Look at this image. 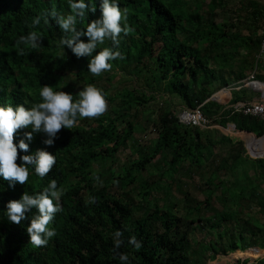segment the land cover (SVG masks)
Returning <instances> with one entry per match:
<instances>
[{
	"label": "trees",
	"instance_id": "obj_1",
	"mask_svg": "<svg viewBox=\"0 0 264 264\" xmlns=\"http://www.w3.org/2000/svg\"><path fill=\"white\" fill-rule=\"evenodd\" d=\"M119 5L127 10L132 31L121 34L122 58L94 77L87 71L89 58L58 46L64 33L51 18L44 23L43 14L53 7L61 15L70 13L68 0H0V105L31 107L40 101L44 84L74 96L92 84L107 101L101 116L61 128L52 146L43 144L46 134H33L29 153L44 149L56 156L44 178L30 172L24 185L12 188L0 179V264H120V253H127L131 264H200L250 248L264 255V158L248 157L242 141L217 129L183 125L169 101L154 120L143 116L153 139H134L149 129L140 121L146 106L155 95H166L178 99L182 109L201 106L210 125L231 124L252 134L247 147L253 156H264V118L230 108L255 95L244 81L254 69L264 6L259 0H119ZM243 9L246 19L238 20ZM99 15L97 7L77 27ZM37 16L40 23L33 25ZM29 31L41 35L40 47L17 44ZM106 46L115 48L106 40L97 51ZM141 73L152 84L149 92L113 86L118 77L134 80ZM238 86L226 105L210 100L223 88ZM24 131L30 129L14 133V143ZM255 137H263V143ZM128 145L130 158L115 167L116 155ZM20 154L18 149L17 163ZM191 176L202 181L200 199L181 183ZM49 179L63 189L61 211L50 223L56 234L34 247L26 228L35 209L17 224L7 219L5 204L24 192H39ZM173 192L184 201L181 214L173 212ZM116 230L123 233L119 249L113 246ZM197 233L201 238L194 242ZM131 236L140 241L139 250L128 244ZM249 264H264V256Z\"/></svg>",
	"mask_w": 264,
	"mask_h": 264
},
{
	"label": "clouds",
	"instance_id": "obj_2",
	"mask_svg": "<svg viewBox=\"0 0 264 264\" xmlns=\"http://www.w3.org/2000/svg\"><path fill=\"white\" fill-rule=\"evenodd\" d=\"M70 13L59 14L55 7L43 14L44 23L51 18L64 35L59 40L63 49L67 47L76 57H87V71L94 77L112 68V61L122 58L118 51L121 34L127 35L132 31L127 23L128 13L122 9L119 0H68ZM99 8L100 15L89 20L86 27L78 28V21H83L86 14L95 13ZM41 17L33 19L32 24L40 23ZM81 37H86L84 41ZM111 41L113 47L98 46L105 41ZM43 43L41 35L36 31H29L17 40V44L36 49ZM24 48L18 50L22 55ZM95 53V55H93ZM40 101L31 107L23 104L0 105V179L8 182V187H15L17 183L24 185L29 179L30 172L44 178L56 163V156L44 149H37L29 153V145L34 133L46 134L43 144L52 146L58 139L61 128L72 129L78 119L96 118L107 110L105 93L92 84L79 90L78 95L63 90H54L51 85L44 84L39 90ZM20 129L23 137L15 143L14 133ZM18 149L20 150L19 163ZM27 153V154H25ZM98 179V178H97ZM63 189L58 188L55 179H49L47 185L39 192L29 194L24 192L19 199L9 200L5 204V215L10 222L19 224L26 219V213H35L30 219L26 231L29 243L34 247L45 246L49 239L55 236L56 230L50 227L55 214L61 211L60 197ZM123 233L116 230L112 234L114 249H119ZM128 244L136 250L141 248L140 241L135 236L128 238ZM120 264H131L127 253L118 256Z\"/></svg>",
	"mask_w": 264,
	"mask_h": 264
},
{
	"label": "rangeland",
	"instance_id": "obj_3",
	"mask_svg": "<svg viewBox=\"0 0 264 264\" xmlns=\"http://www.w3.org/2000/svg\"><path fill=\"white\" fill-rule=\"evenodd\" d=\"M246 10L243 9L244 12H242V15H240L241 16L240 18L238 17L239 18L238 20H242V18L246 19V16H247L245 14ZM227 15H228V17L232 16L231 13H227ZM122 81H125V82L122 83ZM146 82H148V81H146L145 73H141V74L138 75V78H136V79L134 78V80L133 79L129 80L128 77H123L122 79L120 77H118L116 80H114L113 86L114 87H118L117 84L121 83V86L122 85L126 86V87L133 86L136 89L145 90L146 92H149V88H150V86H152V84L149 82L150 85L148 86ZM164 101H169L171 106H173V108L176 110V113L180 114V112H181L180 109H182V105H180L181 103L179 102L178 99L169 98L166 95H161V96H156L155 95V100L149 102V104L146 106L145 114L142 113L141 114V118H140V121L144 125V127L148 126L149 129L145 133L137 132L135 134V136H134L135 140H137V139L140 140L142 136L144 137V141H146L147 139H148V141L153 139L154 134L153 133H149L152 130V129L150 130L151 123L150 122L149 123L146 122L145 119L143 118V116L147 115V116H149L150 119L154 120L157 117V115H159L161 113V111L163 109H165ZM215 101L224 105L223 99L218 100V98H215ZM229 125L231 127V124H229ZM230 130L231 131H229V127H228V128L222 129L221 132H222V134H224L226 136H229V137H231L234 140L242 141L244 143V147H245V150H246V155L248 157L252 158V159H255L256 157L251 154L249 148L247 147L246 137L248 135L247 134H242V133L238 134L233 128L232 129L230 128ZM251 136H253V135H251ZM143 137H142V139H143ZM145 137H146V139H145ZM130 145H133V144H130ZM130 145H128L127 149L121 150L116 155L115 167H117V165H121V164H126L127 163L128 159L130 158V155H131ZM141 145H143V144H141ZM263 149H264V144H263ZM262 158H264V156H262ZM95 169H96V166H95ZM152 172H153V168L151 167V168L148 169V171L146 172L145 176L146 175L147 176L150 175ZM178 176H179V174H176L174 178H176ZM201 182L202 181H200V177L199 176H194V177L191 176L190 180L181 179V183H183V184L185 183L188 186L187 191L190 194V196L192 198H196V199H200V198L203 197L201 194L198 193L199 190H200ZM115 193L118 194V193H120V191L115 190ZM159 197H162V195H160ZM170 202L174 205L173 212L176 213V214H181V211L184 210V201L181 200V197L178 194H176V192H173V195L170 198ZM159 204L160 205L162 204L161 201H159ZM199 235H200L199 233H197L195 235V238L193 239L194 242L200 241L201 237ZM263 256H264L263 252H261L259 248H250V249H247V250H245L243 252L236 251V252H233V253H229L226 256L218 257L214 261L202 260V263H200V264H241L239 262L243 261V260H246L245 261L246 264H249V263H251L253 261H257L258 259L262 258Z\"/></svg>",
	"mask_w": 264,
	"mask_h": 264
},
{
	"label": "built area",
	"instance_id": "obj_4",
	"mask_svg": "<svg viewBox=\"0 0 264 264\" xmlns=\"http://www.w3.org/2000/svg\"><path fill=\"white\" fill-rule=\"evenodd\" d=\"M259 72L264 75V29L261 32L258 50L254 56V69L244 81V85L257 96L253 101L231 105L230 108L233 113L264 118V82L255 79ZM200 107L182 109L179 114V121L189 127L210 128V120L203 115Z\"/></svg>",
	"mask_w": 264,
	"mask_h": 264
},
{
	"label": "crops",
	"instance_id": "obj_5",
	"mask_svg": "<svg viewBox=\"0 0 264 264\" xmlns=\"http://www.w3.org/2000/svg\"><path fill=\"white\" fill-rule=\"evenodd\" d=\"M260 1V3H261V5H263L264 6V0H259ZM262 32V31H261ZM264 77V75L263 74H261L260 72L255 76V79L256 80H258V81H261V82H263L262 81V79L261 78H263ZM239 86L238 87H226V88H223L222 90H220V91H218V92H216L215 94H213L211 97L212 98H210V100H212V101H215V98H218V100H221V99H223V103H224V105H226L228 102H229V100L231 99V91L232 90H239ZM256 93H255V95L253 96V99L251 100V101H253L255 98H256ZM215 97V98H214ZM216 102V101H215ZM218 103V102H217ZM237 103H244V102H237ZM230 128V125L228 124L225 128ZM231 127L234 129V126L233 125H231ZM211 129H217L218 131H220V133H222L221 132V130L222 129H224V127H220V126H218V125H211V127H210ZM229 131H231V130H229ZM237 132V131H236ZM238 134H247V135H250V133H245V132H237Z\"/></svg>",
	"mask_w": 264,
	"mask_h": 264
},
{
	"label": "water",
	"instance_id": "obj_6",
	"mask_svg": "<svg viewBox=\"0 0 264 264\" xmlns=\"http://www.w3.org/2000/svg\"><path fill=\"white\" fill-rule=\"evenodd\" d=\"M252 135V134H251ZM256 138V137H255ZM257 140H261L262 141V143H263V137H261V138H256ZM256 158H262V156H255Z\"/></svg>",
	"mask_w": 264,
	"mask_h": 264
}]
</instances>
